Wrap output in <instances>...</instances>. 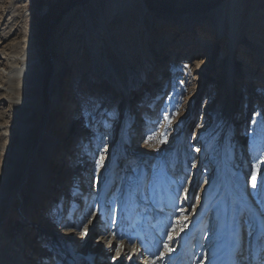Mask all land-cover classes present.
Returning a JSON list of instances; mask_svg holds the SVG:
<instances>
[{
	"label": "rangeland",
	"instance_id": "374dc122",
	"mask_svg": "<svg viewBox=\"0 0 264 264\" xmlns=\"http://www.w3.org/2000/svg\"><path fill=\"white\" fill-rule=\"evenodd\" d=\"M57 1L0 0V68L38 62L17 111L0 77V264H264V0L229 57L224 35L176 45L190 23L213 41L222 0H143L105 26L60 0L40 40Z\"/></svg>",
	"mask_w": 264,
	"mask_h": 264
},
{
	"label": "bare ground",
	"instance_id": "6f19581e",
	"mask_svg": "<svg viewBox=\"0 0 264 264\" xmlns=\"http://www.w3.org/2000/svg\"><path fill=\"white\" fill-rule=\"evenodd\" d=\"M244 1L245 0H222L218 5L213 7L211 21L207 22L208 25H211V29L215 33V39L213 41L203 40L200 37H198L196 41L193 40V38L190 41V36L193 35L191 33V26L194 25L193 23H190L185 24L183 28L180 29L186 37L184 36L180 41H177L176 45L181 41L182 43L185 42V46H183L185 48L184 50L190 51L193 50L197 44L201 43L202 47L207 49L209 46H214L217 36L224 35L228 37L229 47L227 57H229L230 52L236 47L235 36L240 32V22L245 18L244 15L246 12L244 9ZM92 4L93 7L96 8V18L98 19V24L100 26H105V24L110 23L115 16L126 18L132 13L136 14L139 10V13L141 14L145 11L143 0H103L102 2L99 1V3L93 0ZM26 15L27 10L25 9L22 11V17H25ZM251 23L254 24L253 22ZM263 23L255 25L254 27H258L259 25L262 26ZM259 36H261V34H259L258 37ZM59 52L60 48H57L56 56H58V58L61 56V53ZM2 54L3 56L1 57L2 60H5V65L0 68V77L4 81V84H2L1 87L11 93L12 96L9 100L12 101V108L14 107L13 109L17 111L18 108L14 104L20 102L22 95L19 94L24 88H28L31 81L36 78L38 68L37 54L34 49H30L28 52L22 54L16 53V50H9L7 52H2ZM153 58L154 57L152 56L151 61ZM99 61H101L103 66L105 65L104 67H107L109 71L111 70V63L106 55L100 53ZM78 73L79 69L77 70L76 76ZM77 81H79L78 76L76 82ZM262 101L264 100L262 99ZM262 114L264 115V111ZM51 132L52 131L42 135V141H45L47 138L45 136L51 134ZM46 143H48V141L45 142V144ZM20 150L23 151V148Z\"/></svg>",
	"mask_w": 264,
	"mask_h": 264
},
{
	"label": "trees",
	"instance_id": "16d2710c",
	"mask_svg": "<svg viewBox=\"0 0 264 264\" xmlns=\"http://www.w3.org/2000/svg\"><path fill=\"white\" fill-rule=\"evenodd\" d=\"M41 2H42V0H34V4L37 7L41 6ZM73 2H75V1H73ZM73 2H71V3H73ZM61 7H62V1L58 0L54 5H51L49 7L48 11L41 18L34 19L35 23H36V32L35 33L37 36H40V40H42L41 37H43L44 30H46V28H47V31H48V29L51 27V24H49V22L58 20L59 16L57 14H58V11L60 10ZM36 40L38 41L37 38H36ZM46 100H47V95L44 94V101H46Z\"/></svg>",
	"mask_w": 264,
	"mask_h": 264
},
{
	"label": "snow or ice",
	"instance_id": "6c2138e0",
	"mask_svg": "<svg viewBox=\"0 0 264 264\" xmlns=\"http://www.w3.org/2000/svg\"><path fill=\"white\" fill-rule=\"evenodd\" d=\"M103 159V157H101V160ZM99 163V162H98ZM260 163H264V161H261ZM256 170L253 172V174H252V186L253 187H255L256 186V182H257V176H258V174H259V167H260V165L259 164H257L256 166ZM169 251H170V249H169Z\"/></svg>",
	"mask_w": 264,
	"mask_h": 264
},
{
	"label": "water",
	"instance_id": "95a60500",
	"mask_svg": "<svg viewBox=\"0 0 264 264\" xmlns=\"http://www.w3.org/2000/svg\"><path fill=\"white\" fill-rule=\"evenodd\" d=\"M64 1V0H63ZM66 2H70V1H75L77 2L78 0H65Z\"/></svg>",
	"mask_w": 264,
	"mask_h": 264
}]
</instances>
